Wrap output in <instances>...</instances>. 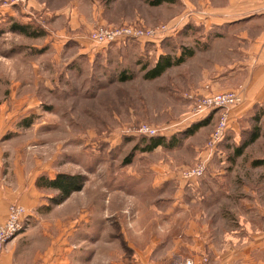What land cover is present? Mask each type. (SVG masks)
Returning a JSON list of instances; mask_svg holds the SVG:
<instances>
[{"label": "rangeland", "instance_id": "1", "mask_svg": "<svg viewBox=\"0 0 264 264\" xmlns=\"http://www.w3.org/2000/svg\"><path fill=\"white\" fill-rule=\"evenodd\" d=\"M153 1L0 0V159L24 195L34 189L23 246L46 250L44 241H67L70 254L88 261L94 249L122 238L131 244L129 264L136 253L150 257L148 264H171L163 256L171 249L181 264H195L194 256L211 264L217 249L246 236V222L263 232L264 167L253 162L264 160V97L254 104L242 98L211 148L225 112L197 120L196 101L216 93L194 86L183 69L189 44L199 49L205 34L189 21L229 0ZM128 27L167 31L153 40L90 41L101 29ZM178 53L184 62L146 78L161 57L175 63ZM145 126L176 145L148 150L151 139L138 132ZM257 129L260 138L237 156ZM199 166L203 174L188 178ZM58 175L81 188L62 200L37 186L39 177Z\"/></svg>", "mask_w": 264, "mask_h": 264}, {"label": "crops", "instance_id": "2", "mask_svg": "<svg viewBox=\"0 0 264 264\" xmlns=\"http://www.w3.org/2000/svg\"><path fill=\"white\" fill-rule=\"evenodd\" d=\"M207 9L211 11L193 16L189 21L204 26L205 34L201 37L199 49L189 44L197 53L194 57H185V76L194 86L210 85L213 93L236 90L244 103L260 101L264 97V0H229L221 7ZM237 114L230 112V119L236 118ZM2 164L0 159V223H5L11 205L16 203L31 208L34 189L24 195V187L14 181L15 171L14 175L10 169L5 171ZM244 225L246 236L235 239L236 245L230 250L229 247L227 251L217 249L211 264H264V221L263 232L258 234L250 229L252 224L246 222ZM28 236V233H22L11 240L0 257V264H116L112 252H118L119 264H129L125 247L131 244L127 239H116L113 244L106 241L102 247L94 249L93 258L84 261L69 253L68 246L73 243L66 241L56 246L44 241L46 250L40 248L42 252H39L35 247L22 245ZM175 245L177 242L171 243V246ZM170 252L163 256L171 255V264H181L177 261L181 256L174 249ZM145 255L136 253L132 264H148L150 257ZM193 258L195 264H204L201 257Z\"/></svg>", "mask_w": 264, "mask_h": 264}, {"label": "built area", "instance_id": "3", "mask_svg": "<svg viewBox=\"0 0 264 264\" xmlns=\"http://www.w3.org/2000/svg\"><path fill=\"white\" fill-rule=\"evenodd\" d=\"M167 31L166 27L158 29H138L128 27L122 33L107 29H101L94 33L93 41L97 44L111 43L122 39H146L153 40L159 35L164 34ZM242 104V97L238 92L216 93L208 96H204L196 101V107L194 109V115L198 119L204 118L207 113L211 111H224L220 123L212 137L210 142L211 148L215 147L220 139L224 136L228 130L229 116L228 113L235 107ZM140 134L147 137H154L158 135V130L152 127H141L138 131ZM204 172V166L191 169L187 173L188 178L200 177ZM29 226V218L25 207L20 205H11L9 210V218L5 223H0V257L5 251L7 244L15 239L20 234L24 233Z\"/></svg>", "mask_w": 264, "mask_h": 264}, {"label": "trees", "instance_id": "4", "mask_svg": "<svg viewBox=\"0 0 264 264\" xmlns=\"http://www.w3.org/2000/svg\"><path fill=\"white\" fill-rule=\"evenodd\" d=\"M174 0H155L152 2L154 6L161 5L165 2H173ZM19 31L22 34H28L27 28L25 26H19ZM192 55V53L190 54ZM182 62H184V56L178 59L175 63H172V59L169 56L161 57L156 66L151 69L145 76L147 79H155L157 77H160L169 67L174 65H180ZM122 80L125 78H128L125 73L122 75ZM202 124H197L194 127L189 128V130L185 131L187 134H194ZM147 138V136H146ZM151 139L150 141V147H148V150L152 151L156 149L157 147L164 146L167 148L174 147L176 145L174 138H172L169 142H167L164 138V136H154V137H148ZM260 138V132L257 129L251 136L250 140L243 143L235 152L237 156H241L244 152V150L254 142H256ZM253 166L255 167H264V160H257L253 162ZM37 186L40 188H47V189H53L57 190L62 194V200L69 197L73 192L79 190L81 187L80 185H77L75 178L68 177L65 175H58L55 179L47 180L43 177H39L37 180Z\"/></svg>", "mask_w": 264, "mask_h": 264}]
</instances>
